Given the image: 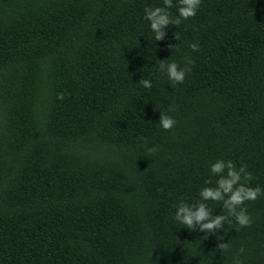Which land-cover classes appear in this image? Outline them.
I'll return each mask as SVG.
<instances>
[{"label":"trees","instance_id":"16d2710c","mask_svg":"<svg viewBox=\"0 0 264 264\" xmlns=\"http://www.w3.org/2000/svg\"><path fill=\"white\" fill-rule=\"evenodd\" d=\"M146 6L162 0H0V264H264V195L250 227L174 219L217 160L264 189V0H201L162 41ZM185 57L173 87L160 60Z\"/></svg>","mask_w":264,"mask_h":264},{"label":"clouds","instance_id":"9594fccd","mask_svg":"<svg viewBox=\"0 0 264 264\" xmlns=\"http://www.w3.org/2000/svg\"><path fill=\"white\" fill-rule=\"evenodd\" d=\"M163 6L150 7L144 9V19L149 22L151 31L154 33L156 41H162L166 36V28L169 25L177 26L182 20H188L196 16L200 8L201 0H177L178 15L175 19L172 18L168 9L174 7L173 0H162ZM176 38V37H175ZM169 48L175 46L169 45ZM193 52L199 51V45L192 43L189 45ZM186 64L180 67L176 62L165 63V60H160L159 67L162 73H165L174 87L177 84H182L187 73L191 72L189 65L194 64L190 57H185ZM138 84L146 89H151L152 83L149 79H140ZM57 99L63 100L64 94L60 93ZM175 111L171 106L167 112ZM160 111L159 122L157 123L163 130L170 131L176 124V120L167 114ZM156 148L149 149L150 152H155ZM211 174L216 177L215 181L205 180V187L200 189V201L197 203H187L181 200L175 205L174 219L178 223L184 225V228L189 231H199L205 233V238L209 234L216 233L217 230H222L224 223L231 222L229 217L234 218L236 223L241 227H250L252 218L248 214L247 208L244 206L247 201H255L260 196L264 195V189L260 187H251L248 182L252 180V173L247 171L246 165H241L239 168L232 161L223 159L217 160L210 165ZM214 184V186H213ZM207 201L222 203L227 215H214L210 210ZM223 235H217V241L224 240ZM229 243H218L217 249L228 250ZM243 251V248L240 249ZM233 264H242L239 258L233 260Z\"/></svg>","mask_w":264,"mask_h":264}]
</instances>
